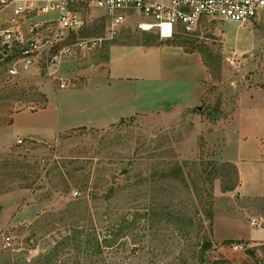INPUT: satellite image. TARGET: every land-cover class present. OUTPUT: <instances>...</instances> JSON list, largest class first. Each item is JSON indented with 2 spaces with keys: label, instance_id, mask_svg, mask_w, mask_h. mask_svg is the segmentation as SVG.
<instances>
[{
  "label": "rangeland",
  "instance_id": "obj_1",
  "mask_svg": "<svg viewBox=\"0 0 264 264\" xmlns=\"http://www.w3.org/2000/svg\"><path fill=\"white\" fill-rule=\"evenodd\" d=\"M73 9L83 26L68 40L180 43L201 54L210 79L193 107L18 144L11 117L37 118L48 80L37 63L9 76L14 54L0 46V234L11 237L8 247L0 237V264H264V164L248 155L240 192L233 164L238 124L260 137L264 161V10L244 25L203 19L162 40L134 23L110 38L102 10ZM53 88L61 103L68 90Z\"/></svg>",
  "mask_w": 264,
  "mask_h": 264
},
{
  "label": "crops",
  "instance_id": "obj_2",
  "mask_svg": "<svg viewBox=\"0 0 264 264\" xmlns=\"http://www.w3.org/2000/svg\"><path fill=\"white\" fill-rule=\"evenodd\" d=\"M57 73L75 86L65 88L69 93L60 103L53 91L57 85L44 83L45 106L29 111L38 117L22 123L17 118L20 112L13 114L10 135L49 140L78 127L105 128L137 115L183 110L197 104L205 92L202 83L210 79L199 52L174 44H108L88 53L75 52L59 63ZM235 135L238 144L233 164L239 173L240 192L248 155L254 153V160L264 164L263 145L260 137L249 138L239 124ZM252 142H256V150ZM258 218L264 220L263 215Z\"/></svg>",
  "mask_w": 264,
  "mask_h": 264
},
{
  "label": "built area",
  "instance_id": "obj_3",
  "mask_svg": "<svg viewBox=\"0 0 264 264\" xmlns=\"http://www.w3.org/2000/svg\"><path fill=\"white\" fill-rule=\"evenodd\" d=\"M78 3L102 10L105 34L110 38L134 23L138 31H155L162 40L178 33H192L203 19L244 25L264 10V0H0V14L10 11L0 23V46L14 54L7 69L9 76L37 63L39 75L58 88L75 86L57 73L59 63L75 52L96 49L107 39L101 36L68 40L83 26L80 13L73 9ZM52 12L54 16L43 18ZM16 142L22 144L24 139ZM249 224L260 227L262 221L252 219ZM0 237L4 247L10 246L9 235L2 232ZM227 247L235 252L246 248L242 242H232Z\"/></svg>",
  "mask_w": 264,
  "mask_h": 264
},
{
  "label": "trees",
  "instance_id": "obj_4",
  "mask_svg": "<svg viewBox=\"0 0 264 264\" xmlns=\"http://www.w3.org/2000/svg\"><path fill=\"white\" fill-rule=\"evenodd\" d=\"M174 45H179V46H182L180 43H173ZM78 128H85V127H78ZM74 129H76V128H74ZM74 129H71V130H74ZM70 131V130H69ZM28 140V139H27ZM28 141H30L31 142V140H28ZM225 242V244H229V243H232V242H240V241H236V240H226V241H224ZM247 243V242H246ZM248 252H251V251H248Z\"/></svg>",
  "mask_w": 264,
  "mask_h": 264
},
{
  "label": "water",
  "instance_id": "obj_5",
  "mask_svg": "<svg viewBox=\"0 0 264 264\" xmlns=\"http://www.w3.org/2000/svg\"><path fill=\"white\" fill-rule=\"evenodd\" d=\"M199 109V107H197Z\"/></svg>",
  "mask_w": 264,
  "mask_h": 264
}]
</instances>
